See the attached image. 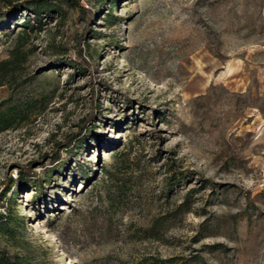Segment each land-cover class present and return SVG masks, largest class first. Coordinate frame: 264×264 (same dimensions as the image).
<instances>
[{
  "label": "rangeland",
  "instance_id": "rangeland-1",
  "mask_svg": "<svg viewBox=\"0 0 264 264\" xmlns=\"http://www.w3.org/2000/svg\"><path fill=\"white\" fill-rule=\"evenodd\" d=\"M109 1L0 30V60L18 35L26 53L0 104L32 103L0 132L7 248L25 264H264V0Z\"/></svg>",
  "mask_w": 264,
  "mask_h": 264
},
{
  "label": "trees",
  "instance_id": "trees-1",
  "mask_svg": "<svg viewBox=\"0 0 264 264\" xmlns=\"http://www.w3.org/2000/svg\"><path fill=\"white\" fill-rule=\"evenodd\" d=\"M80 0H0V30L8 28L10 24L16 22L17 27L24 28L22 31L27 37L31 33L40 30V16L48 15L50 12H66L78 10L79 15H86L88 20L92 19L95 13L85 10L79 4ZM97 2L100 0H96ZM111 0L109 1V3ZM21 11L30 12L33 17H26L21 22H17V17L21 16ZM18 35L15 39L13 47L8 52V57L0 60V86L11 84L15 78V74L21 68V64L25 61V52L22 51L24 44ZM67 64L76 66L73 61L66 60ZM77 68V67H76ZM79 71V70H78ZM80 72H84L81 69ZM3 105V104H2ZM0 104V132L12 128L16 122L26 120L31 112L32 103L28 100L22 103H14L12 105L2 107ZM113 162L105 169L108 177L114 178L121 172L123 163L117 157L116 153L111 154ZM119 161V162H118ZM120 184V185H119ZM116 187L121 188V183ZM19 219L20 217L15 216ZM15 231L12 227V221L7 214H0V264H25V258L11 251L7 245L14 246ZM3 244V245H2Z\"/></svg>",
  "mask_w": 264,
  "mask_h": 264
}]
</instances>
